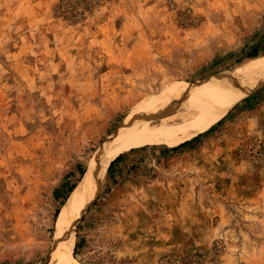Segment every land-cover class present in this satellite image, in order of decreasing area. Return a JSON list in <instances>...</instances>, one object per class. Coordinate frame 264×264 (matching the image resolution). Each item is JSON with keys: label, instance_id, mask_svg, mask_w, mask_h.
<instances>
[{"label": "rangeland", "instance_id": "obj_1", "mask_svg": "<svg viewBox=\"0 0 264 264\" xmlns=\"http://www.w3.org/2000/svg\"><path fill=\"white\" fill-rule=\"evenodd\" d=\"M263 35L264 0H0V264L44 263L64 204L53 189L134 107L258 67ZM250 72L228 82L264 79ZM110 176L69 264H264V81L210 125L124 153Z\"/></svg>", "mask_w": 264, "mask_h": 264}, {"label": "bare ground", "instance_id": "obj_2", "mask_svg": "<svg viewBox=\"0 0 264 264\" xmlns=\"http://www.w3.org/2000/svg\"><path fill=\"white\" fill-rule=\"evenodd\" d=\"M258 64L256 68L243 65L245 73L239 71L238 76L234 72L223 78L221 75L191 86L177 84L171 87L169 84L167 88L170 89L160 97H147L139 106L134 107L102 141L80 182L66 198L57 219L53 248L43 264H69L73 260L75 227L89 202L98 193L111 160L118 154L143 146L158 136L189 133L192 128L208 126L217 121L234 101L262 85L263 78L258 81L254 79L248 84L242 80L228 82L230 77L241 79L239 77L251 75L252 70L264 68V61ZM160 88L162 86L158 85L149 91ZM186 121H191V125L183 126Z\"/></svg>", "mask_w": 264, "mask_h": 264}, {"label": "trees", "instance_id": "obj_3", "mask_svg": "<svg viewBox=\"0 0 264 264\" xmlns=\"http://www.w3.org/2000/svg\"><path fill=\"white\" fill-rule=\"evenodd\" d=\"M61 2V1H60ZM65 8H66V6H61V8H60V11H64L65 10ZM263 40H262V44H263V46H264V35H263ZM258 54V48L256 47V46H253V47H251L246 53H245V56L246 57H249V58H252V57H255L256 55ZM198 136V134L197 135H195V136H193L191 139H189V140H186V139H184L185 141H183V140H180V141H183V142H181V143H179V144H177L176 146H173V147H171L170 149L171 150H175V149H177V148H179V147H181V146H183V145H185V144H187L190 140H194L196 137ZM139 148V147H138ZM133 149H135V148H131V149H129L128 151H126V152H129V151H132ZM126 152H123V153H120V154H118L113 160H111L110 162H109V164H108V166H107V168H106V175L107 176H109V177H111L110 176V171H111V169H112V167H113V164L115 163V162H117V161H119L121 158H122V156H123V154L124 153H126ZM78 181L80 180V178L83 176V174H84V171H83V169L82 168H80V167H78ZM67 176H65V178H66ZM78 181L75 183V182H72V183H67V182H65V181H63V183L61 184V188H54L53 189V191H52V195H53V198L54 199H59V205H62L63 203H64V201L66 200V198L68 197V195L70 194V192L74 189V187L76 186V184L78 183ZM64 186V190L62 189V187ZM57 208L55 209V211H54V213H53V218H55V217H57V214H58V212H57ZM78 243V242H77ZM77 243H75L74 244V249L77 247ZM194 257V255L192 254V253H189V255H185L184 257H180V258H178V260H179V264H199L198 263V261H199V258L198 259H196V258H193Z\"/></svg>", "mask_w": 264, "mask_h": 264}, {"label": "crops", "instance_id": "obj_4", "mask_svg": "<svg viewBox=\"0 0 264 264\" xmlns=\"http://www.w3.org/2000/svg\"><path fill=\"white\" fill-rule=\"evenodd\" d=\"M52 187H55V185L53 184V186Z\"/></svg>", "mask_w": 264, "mask_h": 264}]
</instances>
